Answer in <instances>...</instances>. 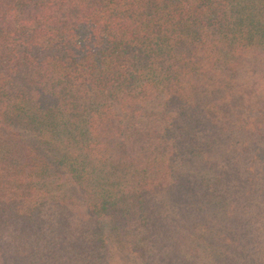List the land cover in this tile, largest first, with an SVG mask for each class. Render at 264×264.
<instances>
[{
    "label": "trees",
    "instance_id": "obj_1",
    "mask_svg": "<svg viewBox=\"0 0 264 264\" xmlns=\"http://www.w3.org/2000/svg\"><path fill=\"white\" fill-rule=\"evenodd\" d=\"M244 62L264 0H0V264H264Z\"/></svg>",
    "mask_w": 264,
    "mask_h": 264
},
{
    "label": "rangeland",
    "instance_id": "obj_2",
    "mask_svg": "<svg viewBox=\"0 0 264 264\" xmlns=\"http://www.w3.org/2000/svg\"><path fill=\"white\" fill-rule=\"evenodd\" d=\"M242 64L240 66L243 72L242 75L238 77L236 84L243 88L242 92L247 94V96L243 97V100L238 103V106L232 107L227 113H224L229 114L226 118L224 117V120L231 121V123L236 121L239 122V120L242 119V116H255L259 109H264V68L256 67L253 62L249 63L250 65L248 62ZM199 100L208 99L199 95ZM215 101H217L216 97L210 98L209 101H202L207 102L203 103V111H205L206 114H209L207 112L208 104ZM232 114H234L235 117H233ZM26 141L29 140L27 139ZM73 193L72 190L71 202L73 203L71 204L73 205H71V211L77 212V208L82 205V198L77 192L74 193V195ZM79 214L83 215V212L81 211ZM113 252H115V256L112 259L113 264H144L140 257L135 253H127V251L123 249H113Z\"/></svg>",
    "mask_w": 264,
    "mask_h": 264
}]
</instances>
